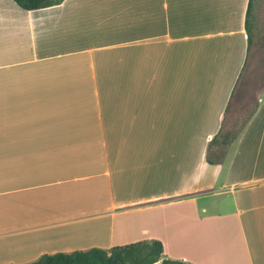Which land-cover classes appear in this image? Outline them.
<instances>
[{
  "label": "crops",
  "instance_id": "crops-1",
  "mask_svg": "<svg viewBox=\"0 0 264 264\" xmlns=\"http://www.w3.org/2000/svg\"><path fill=\"white\" fill-rule=\"evenodd\" d=\"M252 7L0 0V264L145 239L163 258L264 264Z\"/></svg>",
  "mask_w": 264,
  "mask_h": 264
},
{
  "label": "trees",
  "instance_id": "trees-1",
  "mask_svg": "<svg viewBox=\"0 0 264 264\" xmlns=\"http://www.w3.org/2000/svg\"><path fill=\"white\" fill-rule=\"evenodd\" d=\"M31 10L61 3L63 0H14ZM22 264H192L180 259L163 258V243L145 239L110 248L91 247L73 251L45 253Z\"/></svg>",
  "mask_w": 264,
  "mask_h": 264
},
{
  "label": "rangeland",
  "instance_id": "rangeland-1",
  "mask_svg": "<svg viewBox=\"0 0 264 264\" xmlns=\"http://www.w3.org/2000/svg\"><path fill=\"white\" fill-rule=\"evenodd\" d=\"M249 25L253 38V50L257 49V53H255L256 55L252 57V60L256 62V65L251 66V71H255L260 69L259 66H262V68L264 67V0H253V7ZM257 44L259 46L258 48L256 46ZM243 114L246 113H240V120L242 119V117H244ZM241 126V121H237L236 119L232 121L227 127H224L216 140L218 147L215 146V148L211 150V155L220 157L221 154L225 153V145L223 144H225L230 138L236 136L241 130Z\"/></svg>",
  "mask_w": 264,
  "mask_h": 264
}]
</instances>
